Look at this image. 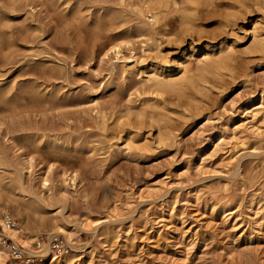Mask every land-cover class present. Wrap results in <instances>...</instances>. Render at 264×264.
<instances>
[{"label": "rangeland", "instance_id": "obj_1", "mask_svg": "<svg viewBox=\"0 0 264 264\" xmlns=\"http://www.w3.org/2000/svg\"><path fill=\"white\" fill-rule=\"evenodd\" d=\"M141 1L0 0V14L9 18L15 41L14 46L6 45L0 52L5 88L21 92L37 84L51 95L46 102L23 94L26 104L22 103L18 112L0 105V145L15 162L31 161L32 173L24 180L40 195H46L48 213L25 212L4 190H0V205L7 211L11 206L18 224L35 226L45 221L53 226L55 218L79 224L86 214L98 220L97 232L108 227L113 236H120L104 248L96 233L83 229L74 235L71 246L59 238L55 252L77 250L71 264H264V225L250 234L241 218H236L235 226L232 218L212 217L208 208L198 206L188 196L196 184L221 193L226 183L238 192L240 179L252 183V191L264 194V109L254 127L247 126L251 131L242 134L243 141L257 142L252 148L247 145L234 154L229 148L218 149L210 143L211 135L231 117L236 121L241 118V108L249 99H254L256 108L259 106L264 90V51L253 53L250 49L256 42L255 25L264 39V7H257L253 0L241 5L239 0H222L225 6L202 16L199 27L183 24L174 12L167 19L168 27L156 29L159 43L149 46L145 34L137 29L139 21L133 11ZM177 3L181 9L187 0ZM114 11H125L131 23L113 19ZM115 40L128 43L120 59L114 57L110 62L104 55ZM224 44L233 48V66L237 68H224L217 78L208 74L207 83L202 84L196 67L201 66L206 48L214 46L216 50ZM180 61L190 64L203 90L190 86L187 94H174L177 101L172 103L165 95L169 102L164 105L167 114H163L170 120L159 123L161 127L145 119L141 125L132 123V128L123 117L128 108L139 103L137 91L146 89L142 72L153 66L178 73ZM113 64H117L119 76L112 78L109 72ZM123 65L128 70L125 76L120 74ZM98 109L105 112L106 124ZM13 124L33 132L56 133L60 142L69 139L70 144L57 149L45 138V144L30 145L22 138L23 130L8 142L6 130ZM105 128L113 146L108 143L99 150ZM160 130L169 136L167 143ZM201 159L205 161L200 166ZM187 164L189 168H185ZM45 177L50 180L48 193L42 184ZM162 180L166 183L158 184ZM154 183L163 200L170 204L179 201L178 217L166 215L168 222L161 239L142 225L128 237L124 232L129 218L138 223L151 212L148 202L125 207L120 218L123 227L118 222L105 225L111 221L108 213L114 203ZM46 234L42 238L48 242ZM14 258L21 262L27 255Z\"/></svg>", "mask_w": 264, "mask_h": 264}, {"label": "bare ground", "instance_id": "obj_2", "mask_svg": "<svg viewBox=\"0 0 264 264\" xmlns=\"http://www.w3.org/2000/svg\"><path fill=\"white\" fill-rule=\"evenodd\" d=\"M253 1L255 4H257V7L259 5L264 7V0ZM242 3L245 4L247 3V1L239 0V4L241 5ZM177 6V0H142L141 5L133 10L135 15L137 16V21H139L137 29L138 31L143 32L146 36V45H157L158 37L156 36V29L160 27H168L167 25L169 24H167V19L172 13H178L183 24L188 26H196L198 22L202 21V16H206L215 12L217 13V11L221 10L222 7L225 5L224 3H222V0H187V4L184 8L180 9ZM249 10L250 8L248 9V11ZM112 17L113 19H121L124 24L131 23L130 17L125 11H114L112 13ZM8 19L9 18L7 16H3V14H0V52L4 51L6 45L7 47L8 45H15L11 27L7 23ZM197 27L199 26L197 25ZM259 30V26L255 25L253 33L256 38V42L250 49V51L253 53H263L264 51V39L261 38L262 33H260ZM125 42L117 40L113 41L111 44L112 46L106 51L104 56L108 57V60L110 62L114 57L120 59V55L122 54L124 47L128 43ZM215 48L216 47L214 46L207 47L206 56L201 61V66L196 67L198 68L197 74L199 80L202 81V84L205 82L207 83L208 74H211L217 78L221 76V71L224 70V68H237L233 66L232 56L234 50L232 47L224 44L220 45L216 50ZM176 66L179 70L178 73L173 72V69L171 68H156L153 66H151L147 72L145 71V73L141 71L143 75L142 81H144V88L146 89L143 92L137 91V95H135V97L138 98L139 103H135L134 106L128 108V111L123 117L125 118L128 124L131 123V127L133 126L132 123H139L140 125L142 123H145V119L150 120V122L154 124L161 123L163 120L166 119H164L165 113L163 114V112L165 111V103L168 101V99L171 103L177 101V99L173 98L174 94L185 95L188 93V87L193 85L194 88L195 86H197L199 87V90H203L201 88V86L203 85H200L199 80L197 81L195 79L196 75L192 74L194 72H192V67H190V64L188 62L180 61L177 63ZM1 72L2 71L0 68V105H2L5 109L10 110L12 112H16L18 109H20L21 104L25 103L26 99L22 96L23 94L29 97H33L34 99L46 100V102L51 99L50 92L47 91V93H44V91L40 89L39 85L37 84H32L21 92H15L13 90L5 88V79ZM127 72L128 70L125 68V65H123L122 72L120 74L125 76ZM109 73L112 78L115 76L117 77V64H113L111 66ZM208 83L212 82L208 81ZM197 87L194 89L195 91H199L196 90ZM190 88L192 89V87ZM146 94H148L149 97H144V95ZM165 95H169L170 97L167 99ZM253 100V98L249 99L242 106L241 118L238 121H236L234 117H231L223 127L217 129L211 135L210 143H213V145L218 149L229 148V150H232V153L234 154L236 153V150L238 151V149H245L247 145H249V147L247 148H252L253 145L257 144V142H252L249 139L243 141L242 134L251 131L250 128L247 127L248 125L254 127L255 123L258 122V116L264 109V90H262L261 92V96L259 98V106L257 105V108L256 105L253 103ZM97 112L100 113V117L104 118L103 122L105 123V112L101 109H98ZM247 121H249V123H245ZM118 122V125H120V120ZM240 122L242 124H240ZM161 124L159 125L162 127ZM140 127L141 126H139V128ZM129 128L130 127H128V129ZM22 130L25 131L22 138L27 144L30 145L45 144V138H49V143L57 149L64 148L67 142V145L70 144L69 139L60 142L61 138L56 133L49 134L46 132L39 131L33 132L32 130L24 129L23 127L19 128L15 124L8 125L7 127L6 137L8 138V142L10 140H14L15 134ZM125 130L126 128L124 129V131ZM119 132L120 131H118V133ZM163 132L165 131L161 132V136L164 135ZM120 133L119 135H121ZM102 136L103 139L99 145V150H104L105 145L109 143L107 128L103 129ZM163 138L164 137H161L162 141L165 140ZM130 139L135 141L134 137H131ZM167 139L168 140L163 142L167 143V141H169V136ZM109 144L111 147L113 146L111 145V143ZM138 148L137 150H140ZM128 149L132 150L129 145ZM256 149H258V146ZM201 160L202 163L199 164L200 166L204 163L205 159ZM185 168H189V165L187 164ZM32 169L33 165L31 161L27 160L22 162H15L12 156L7 152L6 148L0 145V190L7 191L9 194L13 195L16 198V202L21 203V205L25 209V212H28L29 214L36 213L45 215L48 213V205L45 201L46 195H40L35 189H33L30 183L24 180L27 174L31 175ZM169 177L170 176L168 175L167 179ZM30 178L31 177H29L27 180H29ZM255 179H257V176ZM165 181L162 180L158 184L166 183ZM73 182L75 183V181ZM42 184L46 189L47 193L50 192V180L47 177L42 179ZM251 184L240 179V188L238 192H234L233 189H231L230 187L231 184L229 185L225 183L221 187V193H213L207 185L196 184L191 187L192 190L190 191V195L188 196L194 202H196L198 206L200 205L204 208H208V212L212 217L220 216L223 217V219L226 221L232 218V221L235 220V226L238 222L236 218H241L240 222L244 223L247 228V231L251 234L252 232H255L256 229H262L264 225V194H258L252 191V186H250ZM156 186L157 183L151 185L147 184L146 188L143 190L138 189L136 192L134 191L133 193L126 194L125 199L119 204L117 202L114 203L108 213V218L111 221L105 223V225L110 226L109 224H114L118 222L123 227L124 222L121 221L120 218L124 216V208L129 207L128 205L132 204L133 202H148L149 205H152V207L149 209V211L151 212L149 214L146 213L147 215H143L138 223L135 222L134 218L131 219L128 217L131 221L128 223L129 225L124 230V232L128 237L130 235V232H133L135 228H138L139 225H142V227L145 228L146 231H150V234H153L155 238L161 239L163 233L166 231L165 227L168 222L166 220V215L170 219H176L178 217V211L176 212V210H179V208L176 204L179 201L177 200L174 203L170 204L168 201L163 200L162 198L164 196L162 197L160 189L156 188ZM10 207L7 211L3 206L0 205V226L3 230V236L8 238L7 241H3L0 237V264H71L75 258V253L77 250L73 247V253L64 252L62 254H58L54 251L55 241H59V238H61L63 239L64 243H67L71 246L74 235H76L79 230L82 229L86 230L87 232L96 233V236L100 237V245L102 246V248L106 247L108 243H114V240L120 237L118 234L113 236L112 231L108 227H106L101 232H97V230L99 229V225H96L98 220H94L90 215L86 214L82 215L83 218L79 224H71L65 219H62L61 221H56V218L55 224H53V226H50L45 221H42L40 224L35 226L30 224H18L14 220V212ZM156 220H158V222ZM44 232L47 233L46 235L48 236V242L43 241L44 239L42 238V234ZM10 239L13 241H11ZM13 247H15L17 253H14L12 249ZM104 252H107V250H104ZM23 254L27 255L26 260L21 262L15 260L14 257H22L23 259Z\"/></svg>", "mask_w": 264, "mask_h": 264}, {"label": "built area", "instance_id": "obj_3", "mask_svg": "<svg viewBox=\"0 0 264 264\" xmlns=\"http://www.w3.org/2000/svg\"><path fill=\"white\" fill-rule=\"evenodd\" d=\"M0 237H1V239L3 241H5V240L7 241L8 240V238H6L5 236H3V230L1 228V226H0ZM12 249H13L14 253H17V250L15 249V247H13Z\"/></svg>", "mask_w": 264, "mask_h": 264}]
</instances>
